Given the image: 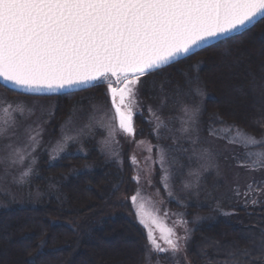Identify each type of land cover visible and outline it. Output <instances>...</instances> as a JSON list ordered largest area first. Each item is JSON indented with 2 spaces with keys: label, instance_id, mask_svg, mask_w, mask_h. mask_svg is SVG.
Masks as SVG:
<instances>
[{
  "label": "trees",
  "instance_id": "trees-1",
  "mask_svg": "<svg viewBox=\"0 0 264 264\" xmlns=\"http://www.w3.org/2000/svg\"><path fill=\"white\" fill-rule=\"evenodd\" d=\"M262 37L264 18L256 21L254 26L148 75L137 96L140 108L138 112L135 108L133 113L137 133L156 148L160 145L171 158L177 157L180 163H186L178 155H185L188 146L178 143L180 134L174 131L183 127L180 121L182 112L170 98L178 86L188 87L186 80L197 78L192 83L198 84L205 94L196 97V102L203 107L199 117L203 130L199 136L204 139L210 136L209 123L221 128L222 124L215 120L219 118L224 124L235 125L256 140L264 137V89L248 88L254 81L257 85H264V44L259 42ZM222 46H225L224 53L218 51ZM221 82L223 92L231 94L229 100L233 101L234 112H229V100L228 103L222 102V97L216 94ZM232 87L241 92L233 91ZM105 90L106 84L98 83L71 94L35 98L42 106L53 109L47 124L56 133L63 120L79 115L81 109L89 105L104 107ZM166 97L169 98L167 105L159 108ZM254 104L260 115L252 111ZM149 106L153 112L149 111ZM157 116L164 121L159 127ZM228 116L236 117V120ZM82 146L84 153L65 154L53 162L45 154L40 156L35 172L11 193L18 199L17 204L0 206V264H26V260L36 254L37 245L42 240L44 244L36 264L146 263V234L134 219L129 203L134 181L126 147L120 149L122 153L114 152L117 158L120 157L118 160L115 156L110 158L102 154L95 138L88 139ZM254 146L264 149L261 145ZM236 153L237 150L224 154L222 162L213 161L219 168V164L231 161ZM217 173L220 175L216 176ZM231 184L228 176L216 170L214 177H200L195 195L183 196V200L192 204L189 215L201 218L194 228L188 251L193 264H225L230 260L227 252L250 248L251 237L259 242L264 233V204L244 207L242 197L231 194ZM223 212L235 214L225 216ZM104 235H109L112 240L133 239V244L126 248L125 243L104 245ZM252 258L258 264H264V256L259 252H254Z\"/></svg>",
  "mask_w": 264,
  "mask_h": 264
},
{
  "label": "snow or ice",
  "instance_id": "snow-or-ice-1",
  "mask_svg": "<svg viewBox=\"0 0 264 264\" xmlns=\"http://www.w3.org/2000/svg\"><path fill=\"white\" fill-rule=\"evenodd\" d=\"M258 18H264V0H0V78L26 92L82 89L95 86L93 82L96 81L106 84L103 95L110 96L111 109L93 105L88 124L76 136L64 135L56 156L51 159L59 156L68 141L90 133L97 125L107 133L100 150L109 151L117 129L124 134H134L133 102L148 75L179 58H187L209 41L254 26ZM261 42L264 43V37ZM193 79L197 78L186 80L187 88L178 86L170 99L184 117L181 131L188 135L191 144L196 145L200 143L199 133L203 130L199 119L203 107L196 102V97L205 94L198 84L193 85ZM257 87L264 89V85L254 81L251 88ZM168 99L162 100L158 107H165ZM2 101L0 137H5L9 127L14 125V121L10 125L11 112L22 113L24 102H15L13 108V102L7 101L6 97ZM149 111L153 112L151 106ZM215 120L224 123L219 118ZM156 122L157 127L164 123L159 116ZM65 124L72 126L71 117ZM207 129L210 136L227 139L229 143L240 145L243 141L244 145L264 146V137L256 140L235 125L216 128L209 123ZM193 132L195 136H192ZM37 136L38 133L29 139L35 141ZM26 155L19 149L12 150L6 162L22 163ZM195 155L193 151L189 160ZM244 155L250 162L241 160L239 166L251 170L264 168V152L257 153L256 159H251L248 152ZM211 158L208 149L199 153V159L205 165L189 172L192 179L185 187L199 181L202 172L211 166ZM163 159L161 157V163ZM32 163H35L34 159ZM31 172L29 166L17 182L23 183ZM133 179L139 181V177ZM260 192H264V188L254 189L249 185L243 206L261 203L256 198L249 199ZM234 195L238 198L240 193L237 191ZM130 199L135 204L137 197L133 195ZM147 239L153 250L164 251L151 232ZM251 239L250 248L227 252L230 260L225 264H258L252 255L259 252L264 256V233L259 242L254 236ZM166 242L173 250L178 247L172 239H166ZM43 244L42 240L36 254L28 258L26 264H36Z\"/></svg>",
  "mask_w": 264,
  "mask_h": 264
},
{
  "label": "rangeland",
  "instance_id": "rangeland-1",
  "mask_svg": "<svg viewBox=\"0 0 264 264\" xmlns=\"http://www.w3.org/2000/svg\"><path fill=\"white\" fill-rule=\"evenodd\" d=\"M259 42L262 43L261 41ZM224 49L225 46H222L218 48V51L224 53ZM217 70L221 72L220 68H217ZM221 85H223L222 82L217 86L219 90H217L216 94L222 97V102L228 103L229 98H232L231 94L230 96L226 95L223 92L224 89L220 88L222 87ZM248 88L252 89L251 87ZM232 89L233 91L238 90L235 87H232ZM238 91L239 93L241 92L240 90ZM3 97H6L7 101L13 102V108L16 106L15 102L23 101L24 110L22 113L20 111L11 112L10 125L13 121L14 125L9 127L5 137H0V206L9 207L12 204H17L16 200L18 199L12 197L11 193L16 188L19 189L21 183L17 181L23 171L31 166L32 172L29 176L35 172L40 156L45 154L47 159L53 162L65 154H77L81 151L83 143L90 138L97 139V146L100 149L101 141L107 135L105 129L97 125L93 127L90 133L79 135L74 141H68L64 150L59 153V156L56 159H51V157L56 156L57 149L63 143L62 137L64 135L76 136L77 132L88 124L89 116L93 115V105L81 109L79 115L71 117L73 121L72 126L65 124V121L70 117L63 120L58 125L57 132L54 133L53 127L47 124V122L49 123L48 115L53 111L52 108L48 109V106L47 108L42 106L41 102L35 97L8 93L7 90L0 88V104L3 103ZM40 100L44 101L45 99ZM110 102L111 98L109 96L106 98L105 109H111L112 102ZM229 104V112H234L235 109L232 108L233 101L229 100ZM3 106L6 107L7 105L3 104ZM256 106L255 104L252 105V111L260 115L259 108ZM135 108L138 112L140 104L137 97L133 102L134 111ZM109 116H111V112H109ZM222 116L227 117L225 115ZM180 117V121L183 122L184 117L182 113ZM230 117L228 116L229 119L236 120V117ZM44 118L47 119L45 120ZM51 120L52 117L50 118ZM226 125L223 123L221 128H224ZM134 129L133 135L121 133L117 129V134L110 141V150L101 151V153L110 158L115 156V159L120 160V157L117 158V154L115 153H122L123 151L121 150H124L126 147V158L129 160V165L132 168V179L133 177H139V181L133 179V195L137 197L135 204L129 199L132 215L143 227L146 238L148 232H151L160 248L164 249V251L153 250L147 239L145 264H193L188 251L194 228L201 221V218L189 215L192 210V204L190 201L186 202V200H183V196L184 194H196V186H198L199 181L193 182V186L191 187H185V185L192 179L189 176V172L199 170L205 165V162L199 159V153L203 149H208L212 153L211 166L208 167L207 171H203L200 177H207L208 175L214 177L216 170H220L222 174L228 176L232 181L233 190L231 189V194L234 195L238 191L244 201V193L248 191L249 185L254 189L256 187L264 188V168L251 170L248 167L239 166L240 161L250 162V158L244 155L245 152L251 154V159H256V154L264 152V149L255 148V144L244 145L243 141L240 145L229 143L227 139L216 138L214 136H208L206 139L200 136V143L193 145L188 135L181 131L182 128H175V130L174 128H170L175 132H179L178 143H184L183 146H188L186 147L188 149L185 151V155L178 151L179 154L181 153V155H178L179 159L186 162L180 163L177 157L171 158L160 145L156 148L151 141L137 133V128L134 127ZM153 129L156 131V128ZM36 133H38L36 140H30L29 137ZM192 136H195V134L192 133ZM202 144L206 145V147L202 146ZM15 149H19L22 153H27L25 160L22 163L18 162L16 164H12L10 161L6 162L8 153ZM234 150H237V153L231 158L232 160L230 161L229 159L228 162L219 164V168H217L218 165L213 160L216 159L222 162L224 154L226 155ZM193 151L196 152V155L189 160V155ZM161 157L164 158L163 163H161ZM33 159L35 160L34 164L32 163ZM185 165L188 167L187 169H185ZM217 175H220V173H217ZM165 177L166 179H162ZM177 179L180 182L179 186ZM215 179H218V177ZM234 180H236L235 183H233ZM194 186L195 188L191 189ZM251 198H256L264 204V192L258 193L257 196H250L249 199ZM137 212H139V216ZM166 239L176 241L178 247L173 250L166 242ZM119 240H112L109 235H106L102 243L108 246L125 243V248L133 244V239L120 238Z\"/></svg>",
  "mask_w": 264,
  "mask_h": 264
},
{
  "label": "water",
  "instance_id": "water-1",
  "mask_svg": "<svg viewBox=\"0 0 264 264\" xmlns=\"http://www.w3.org/2000/svg\"><path fill=\"white\" fill-rule=\"evenodd\" d=\"M260 18H258V20H259ZM243 29V28H242ZM239 30H241V29H239ZM238 30V31H239ZM237 32V31H236ZM236 32H230V33H227V34H225V35H223V36H220V37H218V38H216V39H214V40H212V41H209L208 42V44L207 45H202L201 46V49H203V48H205V47H207V46H209V45H211V44H214V43H216V42H218V41H220V40H222V39H224V38H226V37H228V36H230V35H232V34H234V33H236ZM200 49V50H201ZM197 51H199V50H194V53L195 52H197ZM189 55H191V54H189ZM188 55V56H189ZM183 58V57H182ZM182 58H179L178 60H180V59H182ZM178 60H176V61H178ZM176 61H173V62H170V64L171 63H174V62H176ZM164 67V66H163ZM97 82V81H96ZM96 82H93V84H95ZM0 85L1 86H3V87H5V88H7V89H9V90H12V91H15V92H18V93H22V94H27V95H35V96H52V95H60V94H66V93H70V92H75V91H79V90H83V89H86V88H82V89H63V90H59V91H57V92H55V93H51V92H26V91H24V90H21V89H17L11 82H8V81H5V80H3L2 78H0ZM89 87H91V86H89ZM89 87H87V88H89Z\"/></svg>",
  "mask_w": 264,
  "mask_h": 264
}]
</instances>
